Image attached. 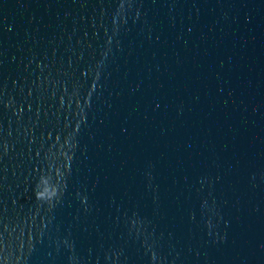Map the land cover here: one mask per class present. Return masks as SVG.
Returning <instances> with one entry per match:
<instances>
[{
    "label": "water",
    "instance_id": "1",
    "mask_svg": "<svg viewBox=\"0 0 264 264\" xmlns=\"http://www.w3.org/2000/svg\"><path fill=\"white\" fill-rule=\"evenodd\" d=\"M0 264H264V0H0Z\"/></svg>",
    "mask_w": 264,
    "mask_h": 264
}]
</instances>
